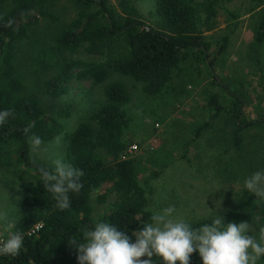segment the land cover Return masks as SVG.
Returning <instances> with one entry per match:
<instances>
[{"label": "trees", "instance_id": "trees-1", "mask_svg": "<svg viewBox=\"0 0 264 264\" xmlns=\"http://www.w3.org/2000/svg\"><path fill=\"white\" fill-rule=\"evenodd\" d=\"M67 1L74 5L75 17L60 24L46 44L48 41L37 37L31 29L42 20L51 25L57 22L60 16L56 7L60 0H0V110L9 109L13 113L0 127V167L21 165L24 172H31L36 179L25 186L21 201L23 216L16 225V230L25 234L24 247L14 258L0 256V264H78L77 248L70 240L83 243V233L97 222L114 224L134 241L132 234L150 222L152 215L146 211L148 199L140 183V162L127 152L142 138L127 136L132 116L125 105L131 95L121 80L109 82L105 102L74 131L66 132L69 163L82 169L84 176L80 192L70 194V208L63 211L57 208L52 194L43 186L40 173L41 168L49 171L54 168L34 158L29 137L35 134L50 141L65 128L47 115L41 100L27 89L16 61L20 53L33 51V41L45 43L38 46L35 56L28 57L29 64L47 92L54 96L66 93L76 77L101 83L112 72L139 82L144 93L158 95L172 80L174 70L189 58L209 69L215 64L205 32L217 26L218 0H155L158 18L153 20L155 24H147L143 19L136 0H119L121 12L116 11L110 0ZM26 40L32 43L24 49L21 43ZM263 44L264 14L249 45L252 60L259 58ZM80 53L91 59H83L77 55ZM234 100L230 107L223 108L218 96H212L207 106L215 112L213 117L227 109L231 118H237L233 138L239 151L244 144L243 130L262 125L264 119L249 120L242 97L235 95ZM29 125L32 127L26 134L24 129ZM104 185L117 201L114 208L96 219L91 216L90 201L93 193ZM106 195L103 193L101 201ZM238 196L234 206L223 214L225 221H260L264 226V200L247 190ZM211 219L191 223L199 227L211 223ZM40 223L42 227L31 234ZM153 260L155 264H163L158 257ZM190 264H202L198 253L191 254ZM260 264H264V257Z\"/></svg>", "mask_w": 264, "mask_h": 264}, {"label": "rangeland", "instance_id": "rangeland-1", "mask_svg": "<svg viewBox=\"0 0 264 264\" xmlns=\"http://www.w3.org/2000/svg\"><path fill=\"white\" fill-rule=\"evenodd\" d=\"M135 2L147 24H155L153 20L158 19L155 0ZM110 3L121 12L119 0H110ZM218 4L217 26L205 32L211 43L210 53L216 58L214 66L209 69L189 58L174 70L172 80L158 95L146 94L139 82L112 72L101 83L76 77L66 93L54 96L47 92L42 79L30 67L28 57L35 56L38 46L45 45L33 41V51L20 53L17 65L30 93L41 100L47 115L65 128L54 139L42 140L39 151L33 152L34 158L53 168L56 159L69 163L66 132L87 121L105 102V87L109 82L121 80L131 95L125 105L132 116L127 136L142 138L127 152L140 162L139 178L147 193V209L153 212L173 205L176 214L190 222L213 218L216 212L227 213L239 199L238 195L246 191L245 178L264 169V123L243 130L244 144L238 151L233 138L237 118H231L227 109L213 117L214 111L207 104L212 96H218L219 104L228 108L236 95L242 97L249 120L264 119V44L259 58L252 60L248 55L255 28L264 14V0H218ZM56 13L60 16L57 22L51 25L42 20L31 31L37 37L52 40L55 29L69 23L76 9L71 2L60 0ZM31 43L26 40L21 46L25 49ZM77 55L91 59L86 53ZM23 168L17 164L0 167V214L17 222L23 216L21 201L25 186L35 179ZM106 188L104 185L91 197V216L96 219L114 208L117 201ZM103 193L107 195L101 201ZM252 224L253 235L258 239L261 222ZM7 236L0 223V242Z\"/></svg>", "mask_w": 264, "mask_h": 264}, {"label": "clouds", "instance_id": "clouds-1", "mask_svg": "<svg viewBox=\"0 0 264 264\" xmlns=\"http://www.w3.org/2000/svg\"><path fill=\"white\" fill-rule=\"evenodd\" d=\"M12 115L9 109L0 110V127ZM31 127L24 132L28 134ZM29 142L32 151L38 152L41 138L32 134ZM53 165L52 171L40 169L41 178L57 208L63 211L71 206L70 194L80 192L84 171L62 159L54 160ZM244 188L264 200V169L246 177ZM0 223L8 233L0 242V256L14 258L24 247L25 234L16 230L15 218L0 214ZM253 230L254 225L248 220L226 222L217 212L211 223L193 227L189 220L176 214L175 206L169 205L152 212L150 222L132 234L134 241L114 224L100 221L83 233V243L70 242L77 248L78 264H155L153 257L160 258L163 264H190L194 252L202 264H258L264 257V226L257 229L258 239Z\"/></svg>", "mask_w": 264, "mask_h": 264}, {"label": "built area", "instance_id": "built-area-1", "mask_svg": "<svg viewBox=\"0 0 264 264\" xmlns=\"http://www.w3.org/2000/svg\"><path fill=\"white\" fill-rule=\"evenodd\" d=\"M133 148H135V146H133ZM41 227H42L41 223L36 225L35 228L32 230L31 234H35L36 231H38Z\"/></svg>", "mask_w": 264, "mask_h": 264}]
</instances>
